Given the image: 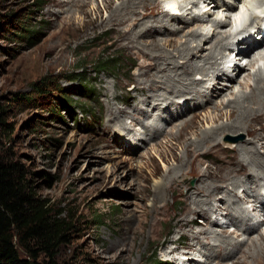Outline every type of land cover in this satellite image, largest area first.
<instances>
[{"label": "rangeland", "instance_id": "1", "mask_svg": "<svg viewBox=\"0 0 264 264\" xmlns=\"http://www.w3.org/2000/svg\"><path fill=\"white\" fill-rule=\"evenodd\" d=\"M61 1L64 0H0V107L4 121L10 124L9 130L1 136L0 145L12 160L23 165L38 197L52 215L69 224L65 230L66 241L56 248L54 256L42 252L40 260L60 264H193L189 262L191 259L206 264L209 255L184 246L191 242L194 234L203 233L211 225L218 232L227 231L220 236L232 235L229 243L215 248L219 241H212V230L202 234L201 242L206 244L203 243V247L213 243L209 245L216 255L212 264H233L242 260V253L232 254L248 238L244 234L246 225L241 217H225L222 207L227 205L220 203L228 194L225 186L207 204L206 208L214 210H209V215L201 212L193 217V232L188 231L190 236L181 238L177 219L185 211L187 202L192 201L191 196L196 195L193 193L201 180L197 176L200 172L187 164L186 142L176 135L190 118L199 123L198 132L228 123L226 115L217 123L207 122V119L215 116L219 108L227 109L221 102L227 103L237 92L250 91L243 77L240 75L224 94L216 96L217 93L214 95L207 88L213 83V75L196 72L195 79L210 83L202 88L204 93L191 101L204 102L202 108L191 106L193 110L187 111L191 104L185 103L192 100L189 93L175 97L177 104L169 107V111L164 105L158 107L157 98L148 95L150 82L156 81V76L148 80L140 76L144 58L138 49H129L123 42L114 43L116 34L108 23L111 10L107 8V0H88L83 8L74 5V0L67 5L60 4ZM113 1V8L122 3V0ZM224 1L235 2L237 9L243 8L247 14L252 12L247 0ZM255 3L256 8H264V0L258 3L255 0ZM176 4L181 14L184 11H180V6L189 4V9L180 21L155 23V31L166 32V35L155 34L158 39L177 38L180 47L186 39H191L190 32L196 28L192 18L196 13L208 17L201 30V43L207 47L212 41L206 38L220 36L211 20L227 19L230 23L227 30H237L233 16L223 7L214 8L211 0H176ZM178 27L182 29L174 32ZM26 28L34 30L35 34L31 37ZM255 37L260 41L258 33ZM230 38L232 40L228 38L224 42H234L235 38ZM262 45L263 42L257 47ZM222 49L216 50L215 55L218 61L222 60L221 65L227 66L228 51ZM166 50L176 52L173 47ZM207 52L205 48L194 54L191 62L203 64ZM112 55L119 57L122 64L97 72L94 63ZM247 61L248 58H239L234 64H242V72L254 74L258 64L248 66ZM152 73L157 75L158 71L154 69ZM44 77L57 80L55 84L63 92L54 90L53 94L63 97L70 107L62 105L57 97L44 99L34 93L33 84ZM221 83L219 85L223 86ZM89 88L91 97L87 96ZM148 97L151 103L142 104ZM196 113L200 116L196 117ZM115 116L123 119L122 122ZM261 125L264 131V122ZM188 132L191 141L197 139L193 129ZM219 139L227 145L221 144L210 154L197 157L192 164L199 170L205 171L207 165L215 168L226 161L237 167L239 163L234 159L240 148L230 145L247 140L251 141L250 146H258L257 150L264 155V139L257 141L244 132L226 133ZM176 156L183 157L185 163L181 165ZM177 168L174 174L177 184L164 191L163 198H156L157 189L167 185L170 172ZM248 175L249 171L241 170L238 177ZM257 190L261 195L264 192L253 184L243 183L236 188L243 210L248 211H244V216L251 217V225L257 227V231L249 235V243L253 238L264 236V209L261 210L260 203L251 196ZM215 219H219L217 226L213 224ZM170 239L174 241L169 242ZM178 239L185 244L168 255L167 251L177 248L175 240ZM243 249L247 250L248 246L245 244ZM248 264L253 262L250 260Z\"/></svg>", "mask_w": 264, "mask_h": 264}, {"label": "bare ground", "instance_id": "2", "mask_svg": "<svg viewBox=\"0 0 264 264\" xmlns=\"http://www.w3.org/2000/svg\"><path fill=\"white\" fill-rule=\"evenodd\" d=\"M211 1L214 3V8L223 7V9L229 13V16H233L232 18L235 20V25H237V16L241 18L240 22L243 18H245V14L247 16L246 12H242L240 9H237L235 2L228 1V3H225L224 1L223 3V0ZM259 1L260 0H257V3ZM70 2L71 0H64L61 1L60 4L67 5ZM113 3V0H107V8L111 10L108 23L111 25L112 30L116 34L114 43L120 44V42H123L129 49H138L139 53L144 58V61L140 65V76L143 77L144 80H148L156 76V81H153L152 79L153 82H150L149 86L151 91L148 95L149 97L153 96V98H157L156 101H158V107H162L164 105L166 110H168L173 104H177L175 100V97L177 96H183L185 93H189L191 94V99H197L195 98L197 95H199L201 92L204 93L205 90L202 88L205 87L209 82H207V80L199 81L193 77L194 73L199 71H205L204 76H209L210 74L213 75L211 78L213 83H209L210 85H208L207 88L209 91H212L214 95L217 93L216 96L224 94L225 90L229 89L230 84L235 80L237 81L240 75V77H243L242 79H244V85L250 88V91L248 92L241 91L235 93L234 97L229 99L227 103L221 102V105L226 104L227 109L224 111L223 109L219 108L220 110L215 116L207 119V122L210 121L217 123L226 115L227 119L229 120L228 123L218 125L211 128L210 130L198 132L199 123L194 120L195 118H190L188 122L186 121L184 123L183 128L176 135L178 138H183V140L186 142L185 151L188 159L187 164L191 165V167L200 172V174H197V176L201 180V184L196 185L195 187L196 192H192L196 195L194 196L192 194V201L190 203H188L189 201L187 202L185 211L182 213L181 217H178L177 225L180 229L181 238L190 236L188 231L193 232V226L195 225V220L193 217L197 216L201 212L207 214L209 210L213 211L214 208H206L207 204L211 199H215L217 194L221 192V188L225 186V192L228 194L226 197H223V200H220L222 205H227L222 207V209L225 210L224 215L228 219H236L241 217V221H245L243 225H246L244 234L248 235V238L242 241L240 246L232 254L233 256L234 254L242 253L243 259L238 261L236 260L233 262V264H248L250 260L253 262V264H264V236L260 235L258 239H254L252 237L253 239L251 240V243L248 242V240L251 238L249 235L251 236V233L257 231V227L251 225V217L247 218L246 215L244 216L245 210H243V207L240 204L241 197L236 191V188L241 186L243 183L253 184L258 186L260 189H264V155H261L257 150L258 146H250V140L240 142L236 145H230L232 148H240V153L237 154L234 159V161L236 160L239 163L237 167L232 165L231 167L226 161L215 168H213L211 165H207L206 170L201 171L199 170V167H195L192 164L197 157L201 156V154H210L213 149L219 148L221 144L227 145L226 142H223L220 139L218 140L220 135L224 136L226 133L230 132L233 134L244 132L249 137L253 136L254 139H257V141L264 139V131L261 125L264 122V46L257 47L258 44L264 42V38L258 41L256 39L257 37H255V35L259 33L258 31L261 30L254 31L251 27H249L248 24H245L242 29L236 30V32L233 30L228 31L227 25L230 24L229 20L213 19L211 21H213L215 27L218 28L220 36L218 35L214 38H206V41H212L207 47L201 43L203 40L201 38L203 35L201 30H203L202 28L206 26L205 20H207L208 17H205L200 13H196L192 18V22H196V28L190 32L191 39H188V41L186 39V41H184V43L178 47L179 45L177 38L166 37L165 39H158L155 34L166 35V32L164 31L163 33L162 30L155 31L156 27L153 25L155 23H163L165 21H180L185 12L188 11L189 4L186 6H180V11H184L182 14L178 12L179 10L177 13L170 14L161 7V3H159L157 0H122L121 5L116 8H113ZM87 4L88 0H74V5L80 6L81 8L85 7ZM196 5L197 3H194V7H196ZM256 7L257 4L255 3V8ZM256 9H261V11H264L263 7ZM256 12V10L253 11L252 9L250 14L252 20L256 19L260 23L264 24V14H259ZM181 29L182 27H178V29L174 28V32ZM230 37L235 38L234 42H224L228 38L232 40ZM160 41H163L162 44H160ZM141 44L144 46L139 47ZM168 47H173L176 52L167 51L166 48ZM205 48H208V52L204 56V63L198 64L191 62V56L198 53L199 51H203ZM220 49L224 50V52L228 51L226 53V57L232 52V50H238L240 54L243 55L242 58H246V60L248 58V66H254L258 64V68L256 69L255 73L252 74L249 72H242L241 70L244 67H242L243 65L241 64V66L239 63L234 64L233 67H231V65H221L222 60L219 59L220 61H218L215 55L216 50ZM224 58L225 57H223V59ZM180 59L185 60L181 62ZM235 59H237V56ZM227 62L231 64L232 61L229 59ZM207 64L208 67L206 68L205 65ZM154 69L158 71L157 75H153L152 70ZM159 73L161 75H159ZM219 76H221V79H219ZM252 80L253 83L251 82ZM221 81L223 82V86L219 85L222 84ZM160 89H163V92L158 93ZM218 90H221L220 93ZM192 93L195 96L192 95ZM149 97L142 104H150L151 102L149 103ZM194 99L185 103L188 105L191 104L190 106L187 105L188 107L186 106L188 108V110L186 109L187 111L199 108L204 105V102L192 103L191 101H195ZM212 101L213 100L210 99V102ZM191 106H193V109H191ZM217 106L219 107L220 105L217 104ZM198 113H196V117L200 116ZM117 117L116 119H118ZM122 120L123 119H118V122H122ZM256 123L260 126L256 127ZM146 125H148V123ZM189 129H193L195 131L197 135L196 140L191 141L192 139L187 136L189 134ZM176 159L179 163H181V165L185 163V160L181 156H176ZM200 164L202 165L203 163L201 162ZM177 170H179V168L170 172V180H168L169 182L167 185H162L157 189L156 198H163L164 191H168V189L172 188L174 184H177L178 178L174 175L177 173ZM241 170H243V172L249 171L250 175L239 178L238 176ZM251 196L254 198V201L260 203L261 210H263L264 192L261 195L259 190H257ZM217 209H219V207H217ZM207 215H209V213ZM190 216L192 217L191 220L188 218ZM190 223L192 224L190 225ZM213 224H216V226L219 225V219H215ZM210 230H212L211 233L214 234L212 241H219V244L216 245L215 248H219L223 245L225 246V244L230 242V237H232V235H229L228 237L219 235L225 234L227 231L220 230V232H218V229H214L213 225H211L203 233ZM203 233L200 232L194 234L192 236L191 242H188L184 248H194L198 250V252L206 253L209 255V258H206V264H212V262L216 260V255H213V253L210 251L211 249H209V245H211L212 242H210L209 245L203 247L204 242H201V236ZM170 241L172 242L174 240L170 239L169 242ZM175 243L177 248L167 251L168 255L175 253L181 248L182 244H185L181 239L175 240ZM245 244L248 246L247 250L243 249ZM217 253H219V251ZM182 255L184 254L182 253ZM189 262L193 264H200L199 261L193 262L191 259Z\"/></svg>", "mask_w": 264, "mask_h": 264}, {"label": "trees", "instance_id": "3", "mask_svg": "<svg viewBox=\"0 0 264 264\" xmlns=\"http://www.w3.org/2000/svg\"><path fill=\"white\" fill-rule=\"evenodd\" d=\"M25 31L31 37L35 34L31 29L26 28ZM122 62L112 55L99 58L94 65L98 67L96 71L100 72L109 70V67L115 69ZM55 83L57 80L44 77L33 84L34 93L44 99L57 97L62 105L70 107L63 97L53 94L54 90L63 92ZM91 91L87 89V96L91 97V93H88ZM20 99L28 100L27 97ZM2 109L0 107V143L2 134L10 127L2 117ZM26 175L23 165L12 160L0 145V264H60L54 260L41 261L40 253L54 256L56 248L66 241L65 230L69 224L52 215ZM47 179L51 181L52 178L47 175Z\"/></svg>", "mask_w": 264, "mask_h": 264}, {"label": "clouds", "instance_id": "4", "mask_svg": "<svg viewBox=\"0 0 264 264\" xmlns=\"http://www.w3.org/2000/svg\"><path fill=\"white\" fill-rule=\"evenodd\" d=\"M161 3H162V8L166 11H171V12L178 11L176 0H161ZM256 11L259 14H264V11H261L260 9H256Z\"/></svg>", "mask_w": 264, "mask_h": 264}, {"label": "snow or ice", "instance_id": "5", "mask_svg": "<svg viewBox=\"0 0 264 264\" xmlns=\"http://www.w3.org/2000/svg\"><path fill=\"white\" fill-rule=\"evenodd\" d=\"M247 2H248V4H249V7H251L252 9H253V11H255L256 9H255V6H254V4H255V0H247ZM241 11L243 12L244 10H243V8H241ZM245 18H246V14H245ZM237 26H239V23H240V17L239 16H237Z\"/></svg>", "mask_w": 264, "mask_h": 264}]
</instances>
